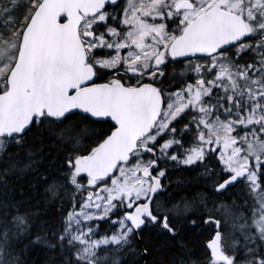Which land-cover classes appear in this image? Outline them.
Segmentation results:
<instances>
[{"label": "snow or ice", "instance_id": "obj_1", "mask_svg": "<svg viewBox=\"0 0 264 264\" xmlns=\"http://www.w3.org/2000/svg\"><path fill=\"white\" fill-rule=\"evenodd\" d=\"M169 163L243 203L162 200ZM0 190V264H177L150 258L185 224L205 264H264V0H0Z\"/></svg>", "mask_w": 264, "mask_h": 264}, {"label": "trees", "instance_id": "obj_2", "mask_svg": "<svg viewBox=\"0 0 264 264\" xmlns=\"http://www.w3.org/2000/svg\"><path fill=\"white\" fill-rule=\"evenodd\" d=\"M6 2V0H5ZM201 62L202 61H198ZM97 129L102 127L101 125L96 126ZM164 167V165H161ZM168 176L163 180V183L167 185V190L161 197L162 200L167 199L171 196L175 201H178L183 196L191 197L196 193H206L211 199H216L217 201L223 200L227 204H232L233 200L237 204H242L243 201L240 198L239 193H241L242 188L237 186V188L232 189L233 195L231 197H216L208 192L206 185L208 182L202 178L201 173L203 172L202 167H185L176 166L171 163L167 165ZM9 191L16 199H30L32 204L37 201H43L44 189L40 183L32 176L22 177L19 181H16L15 177L11 178ZM2 194V190H0ZM251 202V201H250ZM211 207V204H209ZM40 210L46 212H55L56 210L51 208L50 205H45L43 202L40 204ZM56 223L59 222V215L51 217ZM219 218V216L217 217ZM227 219L228 223L223 228L225 233L233 231L232 222L230 218ZM118 227V226H116ZM109 231H115L109 223L101 224V234ZM184 243L187 248L182 253L181 250L174 247H160L159 238L156 239L155 243L158 251L153 253L150 259L160 260L161 258H166L169 261L178 262L183 259L187 262L196 261L198 264H205L208 259V250L205 245L207 240L213 234L212 229L208 227L192 228L185 224L182 229ZM53 253L47 252L45 250H37L30 253L33 264H49V257ZM132 257L129 258V264H131Z\"/></svg>", "mask_w": 264, "mask_h": 264}, {"label": "flooded vegetation", "instance_id": "obj_3", "mask_svg": "<svg viewBox=\"0 0 264 264\" xmlns=\"http://www.w3.org/2000/svg\"><path fill=\"white\" fill-rule=\"evenodd\" d=\"M172 69H173V66L170 65L168 71L171 72ZM175 70H176L177 72L182 71V65H175ZM169 86H170V87L172 88V90L174 91L176 87H179V86H181V85H179L176 81L165 80V87H169ZM241 134H243V133H241ZM238 186H239V185H238ZM240 187H241V186H240ZM231 232H232V231H231Z\"/></svg>", "mask_w": 264, "mask_h": 264}]
</instances>
